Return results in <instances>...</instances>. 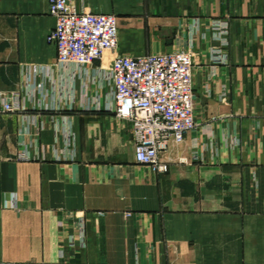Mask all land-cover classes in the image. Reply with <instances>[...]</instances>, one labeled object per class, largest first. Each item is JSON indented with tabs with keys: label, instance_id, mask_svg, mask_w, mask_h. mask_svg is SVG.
Here are the masks:
<instances>
[{
	"label": "crops",
	"instance_id": "0c3cea01",
	"mask_svg": "<svg viewBox=\"0 0 264 264\" xmlns=\"http://www.w3.org/2000/svg\"><path fill=\"white\" fill-rule=\"evenodd\" d=\"M72 1L117 15L116 53L60 65L50 0H0V264H264V0ZM182 49L197 125L160 173L108 68Z\"/></svg>",
	"mask_w": 264,
	"mask_h": 264
},
{
	"label": "built area",
	"instance_id": "2783aa9c",
	"mask_svg": "<svg viewBox=\"0 0 264 264\" xmlns=\"http://www.w3.org/2000/svg\"><path fill=\"white\" fill-rule=\"evenodd\" d=\"M50 13L56 23L48 41L57 48L58 64L87 67L117 52L116 14L78 11L72 0H50ZM108 69L115 114L130 122L136 161L153 171L168 172L162 152L197 125L192 52L116 54ZM0 107L11 111L17 105L4 99Z\"/></svg>",
	"mask_w": 264,
	"mask_h": 264
}]
</instances>
